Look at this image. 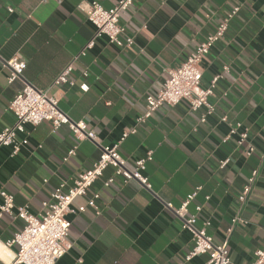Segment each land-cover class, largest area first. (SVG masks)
<instances>
[{
	"label": "crops",
	"instance_id": "1",
	"mask_svg": "<svg viewBox=\"0 0 264 264\" xmlns=\"http://www.w3.org/2000/svg\"><path fill=\"white\" fill-rule=\"evenodd\" d=\"M81 1L92 0H0V129L14 121L8 104L15 93L31 83L54 95L59 108L71 119L83 120L103 145L136 127L119 151L132 166L152 150L144 171L151 189L120 178L104 186L112 173L107 168L85 196L73 199L66 216L72 247L54 264H203L206 255L184 261L191 239L172 210L196 186L201 188L188 213L201 206L197 225L209 220L206 230L216 243L225 239L232 216L239 215L244 221L228 237L230 261L249 264L254 251L264 248V0H134L120 15L134 38L132 45L118 47L102 35L73 60L94 32L79 8ZM96 1L111 8L118 0ZM234 6L238 12L200 63L201 87L221 75L208 97L214 113L200 122L204 107L192 111L181 101L163 104L137 123L145 96L159 90L167 70L180 65ZM11 58L26 66L19 79L8 83L4 61ZM69 64L72 85H55ZM82 82L88 84L87 91L79 89ZM223 115L248 129L255 147L250 156L234 136L222 141L228 131L220 121ZM73 146L76 153L68 156ZM99 153L97 145L77 140L65 125L52 132L50 122L42 121L19 153L11 155L10 147H0V188L13 194L16 205L37 213L56 187L67 189ZM225 157L230 160L220 168ZM254 168L259 173L253 191L240 207L237 197ZM94 193H99L97 209L87 204ZM21 226L19 219L4 214L0 238H10Z\"/></svg>",
	"mask_w": 264,
	"mask_h": 264
},
{
	"label": "built area",
	"instance_id": "2",
	"mask_svg": "<svg viewBox=\"0 0 264 264\" xmlns=\"http://www.w3.org/2000/svg\"><path fill=\"white\" fill-rule=\"evenodd\" d=\"M133 2L134 0H118L113 7L104 8L96 0L81 1L79 8L85 14L87 21L93 25L94 32L91 39L73 60L78 59L88 49H91L95 39L102 35L107 37L109 43L118 47L132 45L134 38L126 32V28L120 23V15ZM6 9L8 12L13 10L10 6H6ZM238 10L239 6H234L226 12L213 33L206 36L195 49L189 52L180 65L167 70V76L159 90L145 96L144 110L137 117V123L144 122L163 104L176 105L181 101H186L192 111L204 107L200 122H204L206 116L214 113V105L208 101V97L213 95L215 83L221 75L216 74L207 87H201L202 69L200 63L215 42L224 35L229 21ZM4 63L8 68V83L19 79L26 66L25 61L17 58L5 60ZM71 70L72 67L69 64L54 79L53 83L55 85L62 83L72 85L69 80ZM227 70L228 66L224 65L223 71ZM83 75H87L86 70L83 71ZM88 88L86 82L79 85V89L82 91H87ZM8 109L12 112L14 121L11 125L0 129V147H10L11 155L20 152L21 148L28 143V135L31 130L42 121L50 122L52 132L65 125L77 140L92 141L99 147L100 153L92 166L81 172L67 189H63V184L56 187L50 197L41 202L40 210L37 213H31L25 205H16L13 194L0 188V218L7 214L12 219H19L22 222L20 229L15 231L10 238L5 240L0 238L2 251L0 264H54L60 259L72 247V243L67 238L71 222L66 216L72 212L70 205L73 199L77 196H85L88 187L101 177L107 168H111L112 173L104 181V186H109L115 178H120L123 183L133 180L143 188L151 189V184L144 171L147 161L152 159V150H148L144 156L135 159L132 166L127 164V160L119 151L120 143L127 135L136 133V127L124 131L115 143L103 145L97 140L94 130L88 128L83 120H73L59 108L58 100L54 95H49L46 90L27 82L15 93L8 104ZM220 121L226 123L228 128L222 141L226 142L234 136L238 145H244L246 156H250L255 151V147L248 140V129L239 121H229L225 115L220 117ZM75 153L76 146H73L68 150L67 155ZM229 160V157L219 160L218 166L225 167ZM258 173L259 169L254 168L246 178L237 197L240 207L251 196ZM200 188V186H196L177 208H172L170 203L167 204L180 220V229L187 231L190 235L191 247L185 254L184 261L198 255H206L207 259L203 264H231L228 237L234 225L244 220L237 214L232 216L225 239L220 243L214 242L212 235L206 230L210 225L209 220L203 221L200 226L197 225V213L201 211V206H195V213H188V205ZM98 198L99 193L92 194L87 199V204L97 209L96 199ZM249 264H264V248L254 251V258Z\"/></svg>",
	"mask_w": 264,
	"mask_h": 264
},
{
	"label": "bare ground",
	"instance_id": "3",
	"mask_svg": "<svg viewBox=\"0 0 264 264\" xmlns=\"http://www.w3.org/2000/svg\"><path fill=\"white\" fill-rule=\"evenodd\" d=\"M2 251H1V249H0V253H1Z\"/></svg>",
	"mask_w": 264,
	"mask_h": 264
}]
</instances>
